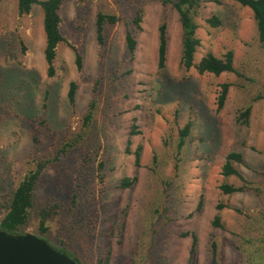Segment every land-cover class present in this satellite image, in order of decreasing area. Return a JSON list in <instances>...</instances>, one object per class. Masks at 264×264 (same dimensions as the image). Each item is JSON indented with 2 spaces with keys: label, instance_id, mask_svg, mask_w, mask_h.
I'll return each instance as SVG.
<instances>
[{
  "label": "rangeland",
  "instance_id": "1",
  "mask_svg": "<svg viewBox=\"0 0 264 264\" xmlns=\"http://www.w3.org/2000/svg\"><path fill=\"white\" fill-rule=\"evenodd\" d=\"M101 12L118 18L106 26L105 44ZM60 15L65 40L50 75L42 7L21 13L18 0H0V222L23 177L41 169L20 233L81 264H264V50L254 11L236 0H206L195 11V64L209 52L233 51L235 71L219 75L183 65L172 2L62 0ZM213 16L216 26L207 21ZM231 151L243 161L235 162L240 174L227 177ZM125 178L133 183L123 186ZM224 182L243 189L223 193Z\"/></svg>",
  "mask_w": 264,
  "mask_h": 264
},
{
  "label": "trees",
  "instance_id": "2",
  "mask_svg": "<svg viewBox=\"0 0 264 264\" xmlns=\"http://www.w3.org/2000/svg\"><path fill=\"white\" fill-rule=\"evenodd\" d=\"M206 0H163L165 3L172 2L174 7L177 9L180 15V21L183 28L182 37V63L186 68H191L195 66L199 72H211L219 75L224 72L235 71L234 67V56L233 51H228L223 57L216 56L212 52L204 55L201 60L195 64L194 58L195 53L200 45V39L197 36L198 24L194 18L195 11L202 5ZM239 3L250 7L254 11L255 18L258 24L259 38L261 41L262 48L264 50V0H236ZM38 4L42 7L44 13V30L46 34V47H45V57L48 63V73L50 75L54 74V60L56 57L57 46L60 42L64 41L60 29L61 15L60 7L62 0H18V9L21 13H28L31 11L33 5ZM142 9L137 10L136 16L134 18V23L141 28L142 21ZM118 20L116 15L99 13L97 19V34L98 40L101 44H105V30L106 26L110 23H115ZM212 26L219 24V19L215 16L208 18L207 20ZM166 23H162L159 27V50H158V66L160 68L164 67L166 54H167V32ZM127 48L130 53H134L137 46V39L132 31L127 33ZM77 64L79 67L82 65V57L77 54ZM230 84L228 82L222 83V89L218 97L219 107H223L228 96ZM77 84L76 82H71L69 90V98L71 101L74 100L76 94ZM251 111L250 106L242 111L241 116L244 117L243 122H248V115ZM93 113L89 110L85 115V121H91ZM241 119V117H239ZM191 124L188 123L181 131V143H184L185 137L189 134ZM140 149L138 147L136 151V163L139 164L140 161ZM243 154L238 151H231L227 154L225 162L222 166V173L224 176L239 175V171L235 166V162H242ZM40 170H33L26 174L16 187L7 213L4 215L0 222V227L13 233H20V230L24 224H26L29 216L30 209L33 204V195L36 184L40 177ZM133 183L130 178H125L123 186H129ZM220 189L223 193H232L243 189V187H237L229 182H224L220 185ZM201 206V201H200ZM223 207L222 204L218 206L219 209ZM214 224L220 225V215L216 214L214 219ZM196 238L194 237V246ZM193 251V249H192ZM71 256L78 264L81 261L78 257L73 255L71 252L67 253Z\"/></svg>",
  "mask_w": 264,
  "mask_h": 264
},
{
  "label": "water",
  "instance_id": "3",
  "mask_svg": "<svg viewBox=\"0 0 264 264\" xmlns=\"http://www.w3.org/2000/svg\"><path fill=\"white\" fill-rule=\"evenodd\" d=\"M0 264H78L33 233H13L0 227Z\"/></svg>",
  "mask_w": 264,
  "mask_h": 264
}]
</instances>
